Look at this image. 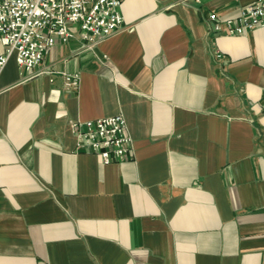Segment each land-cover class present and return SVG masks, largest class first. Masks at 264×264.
I'll list each match as a JSON object with an SVG mask.
<instances>
[{"label": "crops", "instance_id": "crops-1", "mask_svg": "<svg viewBox=\"0 0 264 264\" xmlns=\"http://www.w3.org/2000/svg\"><path fill=\"white\" fill-rule=\"evenodd\" d=\"M250 1L123 0L94 43L72 24L30 70L8 55L0 264H264V26L208 17ZM116 113L131 157L77 148L72 121Z\"/></svg>", "mask_w": 264, "mask_h": 264}, {"label": "built area", "instance_id": "built-area-1", "mask_svg": "<svg viewBox=\"0 0 264 264\" xmlns=\"http://www.w3.org/2000/svg\"><path fill=\"white\" fill-rule=\"evenodd\" d=\"M123 0H0V40L4 51L0 65L15 54L25 70L39 65L57 38L65 41L73 34L69 24L77 25L79 34L94 43L116 30L122 23L119 6ZM212 30L230 35L245 34L264 26V0H253L239 8L232 17L220 18L210 12ZM220 56V53L216 54ZM64 84L75 86L79 73L62 72ZM71 129L78 138L77 148L99 155L103 163L120 162L131 157V137L120 113L87 120H74Z\"/></svg>", "mask_w": 264, "mask_h": 264}, {"label": "rangeland", "instance_id": "rangeland-1", "mask_svg": "<svg viewBox=\"0 0 264 264\" xmlns=\"http://www.w3.org/2000/svg\"><path fill=\"white\" fill-rule=\"evenodd\" d=\"M70 25H72V24H69L68 26H70Z\"/></svg>", "mask_w": 264, "mask_h": 264}]
</instances>
